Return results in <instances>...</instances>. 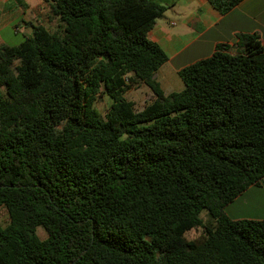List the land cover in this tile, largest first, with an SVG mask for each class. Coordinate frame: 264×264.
Instances as JSON below:
<instances>
[{
  "label": "trees",
  "instance_id": "1",
  "mask_svg": "<svg viewBox=\"0 0 264 264\" xmlns=\"http://www.w3.org/2000/svg\"><path fill=\"white\" fill-rule=\"evenodd\" d=\"M44 1L60 30L28 23L0 45V264H264V219L226 212L264 182L260 36L219 45L165 94L169 57L149 32L166 6ZM141 84L153 99L136 111L126 93Z\"/></svg>",
  "mask_w": 264,
  "mask_h": 264
},
{
  "label": "crops",
  "instance_id": "2",
  "mask_svg": "<svg viewBox=\"0 0 264 264\" xmlns=\"http://www.w3.org/2000/svg\"><path fill=\"white\" fill-rule=\"evenodd\" d=\"M152 1L167 7L149 32V38L169 57L157 71L165 94L183 90L179 70L211 56L219 45L225 44L235 53L241 37L252 33L258 34L264 44V0H242L227 12L215 8L211 0ZM49 21V6L44 0H0V30L11 25L25 34L31 27L28 23L49 28ZM2 44L7 43L0 37ZM237 203L240 206L232 209ZM226 212L233 219H264V182L250 186L227 206Z\"/></svg>",
  "mask_w": 264,
  "mask_h": 264
},
{
  "label": "rangeland",
  "instance_id": "3",
  "mask_svg": "<svg viewBox=\"0 0 264 264\" xmlns=\"http://www.w3.org/2000/svg\"><path fill=\"white\" fill-rule=\"evenodd\" d=\"M17 22L18 21H16V23ZM60 23L61 22L58 18H54L52 19V21L48 22V25H49V28L52 31H54L60 28ZM27 32L28 30L25 29V34ZM25 34L23 31L17 32L14 26H11V25L5 26L4 28L0 30V37H2L6 41V43L9 45H17L21 43L22 41H24ZM151 92L152 91L147 85L141 84L137 88H133L129 90L126 93V96L128 99L135 102L136 111H140L153 99ZM111 104H112L111 98L108 95H104L97 102V107L103 114H105L107 110L110 108ZM240 204L241 203L239 204L237 203V205H234L235 207H232V209L239 207ZM201 217L205 224H207L209 221H211V219H213L207 210H203L201 212ZM9 220H10V217H9V213L7 209L5 207H1L0 208V224L2 226H6L9 223ZM202 231L203 229L201 227L193 228L192 230L187 232V237L190 239H193L195 237H198L202 233ZM37 232L41 239H45L47 237V233L42 227H39L37 229Z\"/></svg>",
  "mask_w": 264,
  "mask_h": 264
},
{
  "label": "water",
  "instance_id": "4",
  "mask_svg": "<svg viewBox=\"0 0 264 264\" xmlns=\"http://www.w3.org/2000/svg\"><path fill=\"white\" fill-rule=\"evenodd\" d=\"M33 31V28L32 27H29V32L31 33Z\"/></svg>",
  "mask_w": 264,
  "mask_h": 264
}]
</instances>
